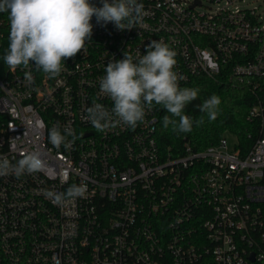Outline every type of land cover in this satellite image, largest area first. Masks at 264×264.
<instances>
[{"label":"built area","instance_id":"2783aa9c","mask_svg":"<svg viewBox=\"0 0 264 264\" xmlns=\"http://www.w3.org/2000/svg\"><path fill=\"white\" fill-rule=\"evenodd\" d=\"M237 1L139 0L145 15L124 31L93 16L91 41L54 78L34 62L10 70L0 45V156L39 150L50 168L0 177V264H264V15ZM0 31L10 32L7 12ZM152 40L175 50L180 87L224 74L252 92L246 155L227 135L163 151L159 105L135 129L100 133L87 121L94 103L113 106L99 91L107 63L145 55ZM57 123L79 137L67 149L49 142ZM72 184L86 194L59 205L45 195Z\"/></svg>","mask_w":264,"mask_h":264},{"label":"clouds","instance_id":"9594fccd","mask_svg":"<svg viewBox=\"0 0 264 264\" xmlns=\"http://www.w3.org/2000/svg\"><path fill=\"white\" fill-rule=\"evenodd\" d=\"M101 7L90 0H0V12H7L10 21L9 45L3 56L12 71L34 62L35 67L49 78L59 76L62 62L74 58L85 49L93 34V16L98 24L112 23L117 30H131L140 22L144 6L139 0H101ZM176 52L169 44L152 40L146 54L133 57L124 52L123 59L107 63L105 75L99 78V91L113 102L109 110L100 103L87 109V121L100 133L116 126L135 129L147 112L159 105L170 115L163 117V126H172L176 133H190L193 124L204 123L203 118L193 120L185 108L198 98L199 89L180 87L183 79L174 70ZM31 79V75L26 73ZM221 99L213 94L198 106L210 121L217 118ZM71 137V140L68 138ZM49 142L59 149H67L79 138L74 129L59 123L48 132ZM50 171L39 150L21 153L15 163L0 156V177L13 175L17 179L25 174ZM84 184H72L65 192L46 191L55 204L81 198L86 194Z\"/></svg>","mask_w":264,"mask_h":264},{"label":"trees","instance_id":"16d2710c","mask_svg":"<svg viewBox=\"0 0 264 264\" xmlns=\"http://www.w3.org/2000/svg\"><path fill=\"white\" fill-rule=\"evenodd\" d=\"M7 17L9 18L8 13ZM8 36L9 32H4L3 38H0V45L9 44ZM184 87L200 90L198 98L191 102L184 112L194 121L203 118L204 123L199 126L194 123L190 133L173 132L171 125L164 128L163 117L170 114L161 108L156 135L161 149L170 151L174 155L181 153L185 144L191 145L195 150H203L229 135L235 140V147L240 149L241 155H246L257 137L256 123L247 120L248 112L254 101L252 92L246 86L230 82L224 74L215 79L199 76ZM213 94L220 97L221 104L217 118L210 121L206 113L199 111L198 106Z\"/></svg>","mask_w":264,"mask_h":264},{"label":"rangeland","instance_id":"374dc122","mask_svg":"<svg viewBox=\"0 0 264 264\" xmlns=\"http://www.w3.org/2000/svg\"><path fill=\"white\" fill-rule=\"evenodd\" d=\"M237 5L245 9L256 8L258 13H260L261 15H264V0H245V1L238 0ZM227 138L230 142L235 141L232 136L227 135Z\"/></svg>","mask_w":264,"mask_h":264}]
</instances>
